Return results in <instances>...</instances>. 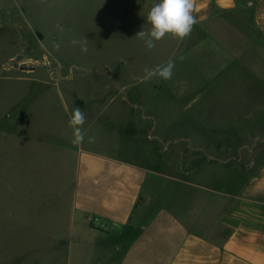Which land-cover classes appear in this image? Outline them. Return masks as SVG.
Returning a JSON list of instances; mask_svg holds the SVG:
<instances>
[{
    "label": "rangeland",
    "instance_id": "1",
    "mask_svg": "<svg viewBox=\"0 0 264 264\" xmlns=\"http://www.w3.org/2000/svg\"><path fill=\"white\" fill-rule=\"evenodd\" d=\"M151 6L152 0H0V260L88 264L87 250L82 256L76 248L82 235L71 228L78 153L68 120L75 107L85 114V149L177 180L179 188L159 175V183L149 180L155 204L165 195L177 204L190 199L191 210L203 202L210 216L228 206L247 162L263 157L264 137L254 125L264 124V74L246 40L235 47L213 29L236 54L206 57L203 27L194 26L184 40L166 35L149 50L135 36L150 29ZM84 38L86 53L72 43ZM169 59L171 79H143L145 68ZM12 128L20 137L2 135ZM41 129L46 146L35 142ZM118 241L114 235L109 242Z\"/></svg>",
    "mask_w": 264,
    "mask_h": 264
},
{
    "label": "crops",
    "instance_id": "2",
    "mask_svg": "<svg viewBox=\"0 0 264 264\" xmlns=\"http://www.w3.org/2000/svg\"><path fill=\"white\" fill-rule=\"evenodd\" d=\"M157 2L152 0V5ZM194 15L195 26L203 27V55L235 58V51L224 49L212 36L216 29L232 46L245 39L246 52L264 74V0H196ZM258 80L261 83L264 76ZM16 123L13 120L10 127ZM254 126L255 135L261 132L264 137V124ZM27 132L23 138L31 142ZM2 135L20 137L13 128ZM35 142L47 145L44 130H39ZM76 147L71 228L73 234L82 235L76 248L82 256L87 250L88 264H264V155L247 162V177L228 206L206 216L203 202L194 210L188 205L190 199L177 204L165 195L160 204L153 202L149 180L159 183V175L161 182L168 178L179 188L174 177L155 173L134 160L85 149L83 141ZM136 154L145 158L140 151ZM197 188L210 192L201 185ZM114 235L121 241L110 244ZM100 240L105 244H98ZM21 262V258L0 260V264Z\"/></svg>",
    "mask_w": 264,
    "mask_h": 264
},
{
    "label": "clouds",
    "instance_id": "3",
    "mask_svg": "<svg viewBox=\"0 0 264 264\" xmlns=\"http://www.w3.org/2000/svg\"><path fill=\"white\" fill-rule=\"evenodd\" d=\"M196 10V0H158L150 7L147 14V22L150 25L148 31L141 30L135 37L144 41L145 47L149 50L155 47V42L160 41L166 35L173 39L184 40L189 37L194 26L197 24V18L194 15ZM73 44L80 43L81 51L87 52V39L80 41L73 40ZM181 60L184 57H180ZM175 67V60L169 59L165 64L157 65L154 68H145V81L152 78L163 80L171 79ZM85 123V114L79 107H75L69 114L68 124L73 130V143L79 144L84 139L83 125ZM89 141H94L89 137Z\"/></svg>",
    "mask_w": 264,
    "mask_h": 264
}]
</instances>
